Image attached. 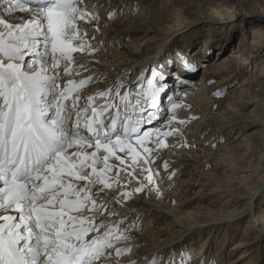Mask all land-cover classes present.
Wrapping results in <instances>:
<instances>
[{
	"label": "snow or ice",
	"instance_id": "snow-or-ice-1",
	"mask_svg": "<svg viewBox=\"0 0 264 264\" xmlns=\"http://www.w3.org/2000/svg\"><path fill=\"white\" fill-rule=\"evenodd\" d=\"M3 2L6 6L2 12L28 13L32 18L24 23L0 19V55L8 61L5 63L0 58V100L3 101L0 103V181H3L0 209L5 213L9 209L19 213V222L13 215L0 216L4 221L0 224V264H95L104 249L113 247V238L128 237L109 228L86 241L85 236L90 231L98 232L103 224L94 223V216L79 213L88 208L89 203V211L104 207L97 205L92 186L96 183L104 188L111 186L107 173L114 165L108 162L109 158L115 157L121 165L125 164L124 159L116 155L117 149L127 150L126 154L135 165L141 153L131 143L133 139L150 155L152 149L146 146V141L153 134L167 137L178 131L161 132L156 128L142 132L144 117L139 115L133 119L136 107L143 112L142 100L148 103L149 99L150 107L156 111L148 114L147 123L157 119L156 113L162 111L157 97L164 89L154 83L157 73L152 70L153 79H148L147 88L142 87L133 97L135 104L129 99L131 93L122 94V85L118 84L87 97L85 108L78 110L80 97L72 94L93 78L78 82L69 79L60 88L57 83L61 77L59 68L63 61V74L70 75L85 67L80 64L78 68H72L75 63L72 54L95 48L86 42H73L78 38L79 22L98 17L83 0ZM29 54L32 59L26 62L24 58ZM25 64L28 70H24ZM186 66L195 71L187 63ZM53 70L57 71L49 75ZM56 89H60L59 92ZM113 92L119 102L115 101ZM70 96L69 107L65 101ZM97 96L107 97L105 104L96 106ZM169 102L173 111L180 106L172 102L171 97ZM113 108L116 109L114 114ZM73 110H76V120L69 127ZM105 113L111 121L107 125L103 119ZM176 119L173 115L169 123ZM178 122L185 123L183 120ZM83 130L90 135L82 134ZM155 143L157 147L166 146L162 139ZM88 148L95 150L88 152ZM70 149L77 150L70 152ZM101 149L102 156L98 155ZM143 160L145 165L151 163L147 156ZM100 163L103 167L98 169ZM164 166L167 167V163ZM141 170L147 173L144 179L151 183L154 173L147 167ZM78 181L85 183L79 185ZM142 190L141 183L135 191ZM115 251L120 255L124 250L116 248Z\"/></svg>",
	"mask_w": 264,
	"mask_h": 264
},
{
	"label": "rangeland",
	"instance_id": "rangeland-1",
	"mask_svg": "<svg viewBox=\"0 0 264 264\" xmlns=\"http://www.w3.org/2000/svg\"><path fill=\"white\" fill-rule=\"evenodd\" d=\"M118 2L119 3H117V4L121 8L117 7L115 5L116 9L113 10L112 8H105L103 6L104 8L103 7L99 8V11H98L99 13H93L94 15H96L98 17L97 19H94V23L95 24L97 23L98 25H100L102 27H99V29H95L94 25L92 26V24H90L88 32L89 33H91V32L95 33V36L92 37L93 40L96 36L100 37L101 41L109 40L110 50L113 51V50L118 49V51L119 50L121 51L120 55H119L120 58L117 57L118 60L115 61V62H117L116 65H118L119 63L125 65L123 67H120V69H123V72L118 74L119 76L130 71V70H132V69H134L133 74H130V76H132L135 80L128 85V87L125 89L124 92L128 91L130 93H135L133 95V97H135V95L141 91L142 87L146 89L147 88V80L150 78V74L152 73L153 66L156 64L160 68L165 67V68H167L168 71L177 72L179 69V63H180V61H178V59H176V56H175V54H177L175 52V50L177 51V49H180V50L185 49L186 50V53H187L186 58H188V61H186V63L188 66L195 68V71H196V72L194 71V73H195L194 74V78H195L194 80L187 78V81H186L184 78L183 81L182 80L180 81L181 83L180 82L178 83V81H176V80L170 83L171 79L167 80L168 81L167 82L165 79L166 77L162 76L163 79H165V80H164V82H161V83L166 84V82H167V85L164 84V87H163L164 90L162 91V96L165 98L166 95H168L169 97L172 98V102L175 101L174 103L178 102L177 104H179V105L181 104V105L178 107V109L176 108L174 111L171 110V104L169 102V97H168L166 99L167 103L169 102L168 106H166L165 108H161L163 111L161 114L162 120H160L158 122L147 123L148 115L146 113V118H144V123H142V125H141L142 131H145L146 127L150 126V128H151V125H153V124L154 125L152 127L154 129L163 128V127L166 128V125L161 126L163 124V122L165 123V121L171 115H173L176 112H179V110L180 111L183 109H184L183 111L186 110L187 114L190 116L191 112H192L190 107L194 105V107L196 108L194 102L193 101L190 102L188 99H187L188 100L187 101L186 98L185 99L180 98L177 95L179 93L181 94L182 91H185L184 89L187 88V85L190 86V87H188L190 90L193 89L192 84H194V83L196 86H199L198 81L200 80V77H201L200 75L203 72V70L205 68V64L208 60L214 62V64H218L220 61H222L224 58H226L230 54L232 46L233 47L237 46L238 41L242 35L244 36V40L246 41V43L247 42L249 43L252 39V32H250L249 25H246V26L244 25L242 30L237 29V28H234V30H233L232 28H229V29L222 30L221 36L223 38L220 37L222 39V42L219 45L212 46V48L210 47V49H207V50H202L203 48L201 49V45L204 44L203 38H200V39L196 40L194 43H191L189 41L191 39V36H188L192 33L191 32L192 30L197 31V32L201 33L202 35L209 34V31H206V29H208V27L211 26V22L208 23L207 19H205V21H201V22L199 20V18L206 16V14H207L206 10L208 8H205L204 6H202V4L198 0H196V1L192 0V2H190V4L187 5L186 7L184 5V4H186L185 2H183V1L177 2L176 0H119ZM242 2H243L242 5H239V3H237L236 8L239 5L240 8L244 7V9H246L247 8V6H246L247 1L242 0ZM181 4L183 5V7ZM1 5H4L3 0H0V9H2V7H3ZM178 7L189 9V11L184 10L185 18H188L187 19L188 21L189 20L193 21V24L190 26L188 25V27H186L184 29L182 28L183 26H180L181 30L175 32V30L171 29V27L174 26V22L177 19L176 18L177 15L174 12H175V10L178 9ZM256 11L259 12V10H256ZM5 15L8 16L7 20H9V21L15 20V21L22 22V19L26 18L22 14L16 15L15 13H6ZM256 15L259 16V14H256ZM132 17H134V19H131V21H130V18H132ZM135 17H137V18L135 19ZM24 22H26V21H24ZM24 22H22V23H24ZM134 24H136V25H134ZM110 25L112 27L111 30H115V29H117V30H115L113 33H111L112 34L111 36H108L110 30L106 33L105 31H106L107 27H104V26H110ZM137 25L140 26V30H141V32H139L140 34H137V32H134V33L131 32L132 31L131 29ZM174 27L176 28V26H174ZM234 33H237V36H236V38H234V44L232 46H230L227 43V41H228L227 37H229L230 35H233ZM240 33H242V34H240ZM210 38H211L210 41L213 40V37H210ZM223 39H225V40H223ZM111 41L113 42V44H111L112 43ZM74 42H76V41H74ZM161 45H164V47L162 48ZM193 48H197V51H195V52L192 51ZM214 48H215L214 52L211 51ZM102 49L103 48L96 49V51H93L91 55L93 56V54H96L97 52L102 51ZM128 49H130L129 51L133 55L136 56L135 59L141 58L142 60L143 59H149L150 60V64L145 66L139 74H137L135 71H136V67L139 66V64H142L141 61H139V60L138 61L124 60V62H123L121 60V57H122L121 53H123L125 56H127ZM40 50L43 51L42 48ZM159 51H160V53L158 55ZM170 53H172V55H170ZM30 56H31L30 54L25 56L24 59L26 62H30V59H29ZM211 56L213 57L212 59L207 58V57L211 58ZM0 58L4 59L5 62H7V59L2 57V55H0ZM152 60H155L153 65L151 62ZM162 62H163V64H162ZM62 63H64V62H62ZM186 63L184 62L181 65L183 66V68L186 71L192 72L186 66ZM127 68H129V69H127ZM24 70H28L27 64H25ZM54 71H56V70H54ZM251 71H252V73L250 72V68H249V75L248 76L255 77V78H257V80H258V78L261 79L264 77V75L259 74L258 71L254 72V73H253V70H251ZM262 71H264V70H262ZM51 72L52 71H50L49 73H51ZM63 76L65 77L66 75H63ZM240 78H241V76H240ZM240 78L235 79L236 81L234 80V82H233L234 84H232V88L237 86V83H239ZM139 79H141V80H140L139 84L136 85L135 82L139 81ZM163 79H160V80H163ZM195 80H196V82H195ZM214 81H216V80H214ZM119 85H122V87L120 88V91H122L126 85V82H124L123 84H119ZM85 88H87V87H85ZM227 90H226V92L225 91L220 92L218 95H215L214 92L213 93H214V96L218 99V98H222L223 96H225L227 94ZM203 91L204 90H201L200 93L197 92L199 94V96H202V99H203V96H205ZM112 95L114 97L115 93ZM207 96H208V94H207ZM133 97H132V99H133ZM251 97L252 96H249L248 93H243L244 100L249 98V99H247V101L250 100V101H252V103L246 109H239L238 110L239 112L237 111L236 113H239L240 115L233 116L234 120H231L228 123H235L236 126L238 128H240V126H244L245 122L256 123V122L261 121L258 113L262 112V106L264 104L257 102L258 98L256 99V98H253V97L251 98ZM98 98L104 99L106 97H98ZM2 102L3 101L0 100V103H2ZM131 102H132V104H135V99H133ZM184 102H185V104H184ZM190 103H191V105H190ZM203 103H204V105L206 104L204 101H202L199 103V104H201L200 106L203 107ZM142 104H146V108L144 110H148L147 108L150 107V99H149L148 103H145L142 100ZM186 104H187V106L190 105V106H188V108H190L189 109L190 111L188 109H185ZM79 105H81V107L83 108L87 104H80L79 103ZM182 105L184 106V108ZM96 106H98V104H96ZM187 106H186V108H187ZM197 109H199V106H197ZM113 111H116V109L112 110V113H113ZM129 111H131V109H129ZM139 111H140V109L136 111V114L133 116V119L137 118V116H139V115H142V112L141 111L139 112ZM142 116L144 117V115H142ZM192 118L193 117H190V119H192ZM106 121H107L105 123L106 125L111 122L109 120L108 114H106ZM223 121H228V120L223 119ZM224 123L226 124V122H224ZM210 124L211 125H209V128L208 129L205 128V130L202 132L203 137H202L200 143H203V142L204 143L199 145L198 143L194 142V145L196 144V151H200L202 154L209 153L208 157L211 156V152L212 153L214 151L218 152V149L220 151V149L224 146V144L226 143L227 140L230 142V144H229L230 147L234 146L233 152L235 153V156H237V155L242 156L244 154V152L246 151L247 144L250 143L251 141H252V146H251L249 152L254 151L253 149L256 150L259 143H263L262 139L250 136V134H253L254 132L258 131V129L261 127L257 124H255V125L253 124L252 126H249L247 128V132H248V133H246L247 136L245 135L241 139L238 138V136H237L238 133H236L235 131H233V132L230 131L231 129L221 130V131H213V129L215 128L214 127V121ZM118 127H119V124H118ZM170 130L172 131V129H170ZM211 131H212L211 137H208V135L210 134ZM181 134H182V132L180 130H178L176 133L173 132L172 135L167 136L165 138L166 140H168V142H169V139H174V140H176V144H179V147H177V148L174 145H171V147H168L170 152L174 153L173 156H171V157H178V158L183 159V157L185 156V154L181 152L182 150H178V149L184 148L185 139L181 136ZM261 135L264 137V134H261ZM255 136L256 137L260 136V133H258ZM152 138L153 137L151 136L149 139H152ZM236 138L239 140L236 142H231V141L235 140ZM245 138H246L247 142L243 141ZM203 139H205V140H203ZM148 141H146V143ZM131 143L136 148V150L138 152H140L142 155L141 158L137 160L138 163L136 164L137 166H135L134 169H132L133 167L131 166L132 161L127 160L125 152H120L117 150H116V152L118 154H121L122 156H125L124 161H127V163L129 162V166L127 168L128 169L131 168L130 169L131 173H134L135 177L142 180L140 182L144 185L143 190L139 191V192H134L135 185L138 184V186H137V188H138V187H141V185H140L141 183L139 181L137 183L133 182V176H128L127 178L126 177L121 178V180L125 181L124 182L125 184H122L123 186L121 185V187L119 186L121 181L118 184H116V182H114V183L110 182L112 187L110 186L108 188H103V185L101 184V188L103 189V191L105 190L104 193L106 194V197L111 195L113 192H116V193H118V195L116 197L118 199L122 198L123 203H124L123 205L126 204L124 207L130 206V204L132 203L133 200L136 201L134 203V205L136 206V209L128 207L129 208L128 210L144 211L145 210V206H144L145 200H143V199H147V198L149 199L148 195H152L153 199L155 201H157V203H160L164 207H168L165 209L166 213L169 214V216L176 221H178V219L176 218V216H174L175 213L173 214L171 211V208L173 207L172 205H175L177 203V200H180V203H181V201H184V200H190L191 202H193V205L184 207V210H190L191 212H195V213H194V215L186 216V215H183V213L181 214V212L180 213L178 212L179 217L183 216V219H185V222L181 223L182 226L186 225L184 227L189 228V231H186V232H183V230H179V228H175L174 225H172L173 227L169 226L170 228H168L167 230H163V232L159 233L163 229L161 226L163 224H167L168 221H170L167 217L163 218V217L159 216L160 221L156 220L157 226L153 227L152 223L150 224V226L149 225L147 226L146 222L141 221V219L139 221H137V219H133L134 217L130 214L128 216H123V215L118 216V220H121L124 223L123 228L117 227L115 229V228H112V226H108V227H110V229L114 233L122 234L124 236H126L128 234V236L129 235L131 236V233H133V232H141L142 231L143 233L141 232V235H143V234L146 235L145 231H147V230L154 231V232H151V234H147L146 237L148 236V238H150V239L155 238L154 241H156L155 242L156 248L160 246V248H162V249L165 248V246H166L165 244L172 241L171 245H170V249L168 250V252L165 251L163 254L159 255L157 258H154L153 264H164L163 262H165V260H166L165 256L167 254H168V256L170 255L171 258L168 257V258H170V260H168V258H167V261L165 262V264H206L207 262H209V260L213 264H218L219 261H221L223 259V256H225V255H227L226 256L227 261H225V263L229 264L231 261L238 259L239 257H241L244 254L246 256H243L240 259V262L238 264H261V262H262V264H264V220H262L261 222H259L257 220L255 222L256 224H253V226H251V225L249 226L250 221L255 220L256 217L258 216L257 212H260V211L264 212V198H263V200L261 199V197H264V168L261 170H259V169L256 170L257 167L254 166V167H252L251 171H248L245 174L246 175L245 179H248V181L245 182L244 185L246 186V184H250L249 187H252L253 190L257 191L256 197L258 195L262 194L260 196V199H258L256 201V199H255L256 197H253L254 194L247 193V190H245V189H238L239 187L237 188V186L240 182L238 181V177H236V175H237L236 173H235V175L232 174V176H231V177H233V178H231V181L233 184V186H232L230 183H227L228 185L225 183L226 180H228L227 176L230 175V171L226 172L227 175L225 176V169H223L224 167H222L220 169L218 167V169H217L212 165H210V167H207V165H206L205 170H203V172H199V169H200L199 162L200 163L203 162V161H201V159L203 157L201 158L199 155H196V154L194 155V153H193L194 150L192 147H189L187 151H190L189 155H191V156L193 155L194 157H190V156L185 157V159L190 160L188 163L191 162L190 164H192V165H189L187 167V171L188 172L191 171V172H190V174L186 173V172H183L185 174H183V173L180 174L179 171H177L178 173L176 171L175 172L173 171L174 173L173 172L169 173L171 171V168L169 165L170 164L169 159H165L166 156L168 157V153L166 152V149H164L163 151L162 150H155L154 152H152L153 155L155 154L154 156L153 155L148 156V159L150 161L152 160L150 165L152 167L154 166V168H150L149 164L145 165L142 162V161H144L143 157L147 156V153L142 154V148L136 142L134 143V139L131 141ZM170 143L173 144V142H170ZM241 145H243V146H241ZM101 151L98 154L102 153ZM156 151H157V153H159L160 151L162 152V153L160 152V156L162 155V158H160V157L155 158V156H157V154L155 153ZM195 153L199 154L198 152H195ZM171 157H169V158H171ZM196 157H198L199 159L197 161H193V159H195ZM230 158L231 157H229L228 160ZM239 158L240 157H235V159H237V160ZM257 158L258 157L256 154V159ZM165 162L167 163V167L164 166ZM160 164H162L163 166ZM224 166H226V165H224ZM143 167L150 168V170L154 173L155 176L153 175V181L151 183H149L147 180L144 179V177H145V175H147V173L143 172L141 170ZM227 167H228V169H231L229 165ZM262 167H264V162H263ZM192 168H193V170H192ZM133 170H135V171H133ZM161 172H162L163 176H162ZM109 173L111 174L112 171H110ZM203 173L205 175H203ZM128 174H130V172ZM120 176H121V173H120L119 177ZM179 176H180V178H179ZM205 176H207V177H205ZM241 176H242V174H241ZM124 178H126L127 180ZM194 178H196L195 180L197 182L194 180ZM171 179L173 181H171ZM201 179H204L207 182L201 181ZM168 182H170V183L173 182L174 184H172V186L167 187V186H165V184L167 185ZM194 183H198V184L194 185ZM115 184H116V186H115ZM157 184H160L159 189L155 188L156 187L155 185H157ZM190 184H193V188H192V186L190 187L191 189L188 188V186ZM2 185L3 184H1L0 187H3ZM148 185L151 186L150 189L146 188ZM227 189H228V191H227ZM124 190H126V191H124ZM155 190H157V191H155ZM120 191H121V193H120ZM222 191H226V192H224L226 194L227 193L230 194V192H232V195H234V194L238 195L237 194L238 191H239L238 193H241L238 196H240L244 202L242 204H240L238 207H236L235 211L236 210L240 211V210L244 209L246 207V203L249 202V199H251V198L253 199L252 200L253 204L251 205L252 207L249 209L248 212H245L243 214L240 213V215L237 216V217H241V220H240L241 222H238L237 224H233L234 226H232V224H229L230 223L229 220H223L226 217L228 218V216L232 215V213L228 214V215H226V213L229 210H233L235 207H233V206L232 207H225L224 203L227 201V199L221 200L219 198L220 193ZM124 193H129L130 195L124 196ZM178 193L180 196L177 199L176 195ZM94 198L96 199V197H94ZM191 198H193V199H191ZM96 200H98V199H96ZM102 203L103 202H101L99 204L102 205ZM88 208H89V205H88ZM10 210L11 209H9L7 214L10 212ZM116 210H117V208H112L111 205L110 206L104 205V208H102L101 213L103 212L102 215H106V211H108L112 214V212L116 213L117 212ZM81 213L83 215H88V214H91L94 212L83 209L81 211ZM7 214L4 212L3 209H0V216L7 215ZM252 215H253V218L249 219ZM0 221H2V220H0ZM18 221H19V218H18ZM186 221H188V222H186ZM94 223H95V221H94ZM123 223H121V224H123ZM179 224H180V222H179ZM125 225H127V226H125ZM108 227H106V228H108ZM234 227L238 228L239 234L236 235L235 237L231 238L230 237V235H231L230 230L234 229ZM160 228H161V230H160ZM101 231H102V228H99V230H98L99 233L97 231H95V232L91 231V232H89V235H86V236H87V238L93 237V236H95L94 234H96V232L98 234H100ZM155 232L158 233V235H154ZM246 233H248V236L251 235L252 233H253L252 234L253 237H254V235L259 236V238L256 240V243L253 245L254 247L251 248L250 246H240L237 248V246H234L233 243L236 242L237 240H239L240 238L244 237V234H246ZM161 235H164V237ZM217 240H219V242L221 240L224 241L222 243V247L220 246V244L218 242H216ZM133 241L135 242V239L134 240L130 239V240H128V243H131ZM152 242H153V240H150V243H152ZM125 243H126L125 241L121 243L118 240H116L115 238H113V247L112 248H116L119 245H123ZM172 244H175V245H172ZM203 244H206V246L209 247L208 252H210V257H209V254L207 253V254H205V256L203 258H201L200 261H195V257L200 250V246ZM131 246L128 249H125L124 253L122 252L120 254L121 258H119V255L117 258H119L120 260H123V259H127V257L131 256L132 253H133V255H137L136 257H138V256H142L143 254H147V252H148V251L145 252L146 249L145 250L141 249V250H139L140 252L137 251V249L135 247V243L132 244ZM106 250L104 251L102 258L101 257L99 258L100 261L101 260L103 261V259H104V262L105 261H111L112 258L107 257V256H109L108 255L109 249L107 251ZM222 250L225 251V252H223L224 254L220 253ZM217 253L220 254V257H221L220 260H216V258L218 257ZM105 256L107 258H104ZM132 260H133L132 262L135 261V259H132ZM152 262H153V259H152ZM134 263L140 264V262H134ZM149 263H151V261ZM103 264H105V263H103Z\"/></svg>",
	"mask_w": 264,
	"mask_h": 264
},
{
	"label": "bare ground",
	"instance_id": "bare-ground-1",
	"mask_svg": "<svg viewBox=\"0 0 264 264\" xmlns=\"http://www.w3.org/2000/svg\"><path fill=\"white\" fill-rule=\"evenodd\" d=\"M118 1L119 0H83V3L92 13H99L98 12L99 8L103 7V6L105 8H112L113 10L116 9L115 5L117 7H120L117 4V3H119ZM176 1L177 2H179V1L185 2L186 3V4H184L185 7L187 5H189L190 2H192V0H176ZM198 1L202 4V6H204L205 8H208L206 10V12H207L206 16L201 17L202 19L199 18L200 22L205 21V19H207L208 23L211 22V26H209L208 29H206V31H209V34H207V35L206 34L202 35L201 33L192 30L191 31L192 33L190 35H188V36H191V39L189 40L191 43H194L196 40L203 38L204 44L201 45V49L202 48H203L202 50L210 49V47L212 48V46L219 45L222 42V39H221V38H223L221 36L222 30L229 29V28H232L233 30H234V28L242 30L244 25L245 26L249 25L250 32H252V39L249 43L248 42L246 43V41L244 40V36L242 35L238 41L237 46L233 47L232 45L234 44V38H236L237 33H234L233 35H230L229 37H227L228 45L232 46L230 54L226 58H224L222 61H220L218 64H214V62L208 60L205 64V68H204L203 72L200 75L201 77H200V80L198 81L199 86H196L194 83V84H192L193 89L190 90L188 88L190 86L187 85V88L184 89L185 91H182L181 94L179 93L177 95L180 98H184V99L186 98V100L188 99L190 102L193 101L196 108L192 104L193 106L190 107L191 111H192L190 116L187 114L186 110L185 111H183L184 109L181 111L179 110V112H176L173 114L177 118L176 121L172 122L171 124L169 123L170 118L173 116V115H171L165 121V123L163 122V124L161 125V126L166 125V128L163 127V128H159V129L161 132L171 131L170 129H177V130H180L182 132L181 136L185 139L184 148L178 149V150H182L181 152L185 154L183 159L178 158V157H171V156H173L174 153H171L168 147H171V145H174L176 148L179 147V144H176V140H174V139H169V142H168V140L165 139L166 137H163V136L157 137L155 134H153L152 135L153 138L149 139V141L146 143V146L149 147L150 149H152V152H154L155 150H162L163 151L164 149H166V152L168 153V157L166 156L165 159H169V163H170L169 165L171 168V171L170 172L168 171V172L171 173L173 171L174 172L179 171L180 174L183 172L190 174V172H191V171H189V172L187 171V167L189 165H192V164H190L191 162L188 163L190 160L185 159V157H187V156L194 157L193 155L192 156L189 155L190 151H187L189 147H192L194 150V152H193L194 155L196 154V155H199L201 158L203 157L201 159V161H203V162H201V163L199 162V167H200L199 172H203V170H205L206 165H207V167H210V165H212L217 169H218V167H219V169L224 167L223 169H225V176L227 175L226 172L230 171V175L227 176L228 180H226V182H225L226 184L230 183L233 186L232 181H231V178H233V177H231V176H232V174L235 175V173H236L237 174L236 177H238V181L240 182L238 184L237 188L239 187L238 189H245V190H247V193L254 194L253 197H256L257 191L253 190L252 187H249L250 184H246V186H245L244 183L248 181V179H245V176H246L245 174H246V172L251 171L252 167L256 166L257 167L256 170H258V169L261 170L264 168V167H262L263 162H264V137L261 135V134H264V105L262 106V112L258 113L260 116L259 118L261 120L259 122H256V123L245 122L244 126H240V128H238L235 123H228V122L231 120H234L233 116L240 115L239 113H236L239 109H246L252 103V101H250V100L247 101V99H249V98L244 100L243 93H248L249 96H252L253 98H256V99L258 98L257 102L264 104V77L261 79L258 78V80H257V78H255V77L248 76L249 75V68H250L251 73H252L251 70H253V73L258 71L259 74L264 75V71H262V70H264V0H245V1H247V3L245 2L246 6H247L246 9H244V7L240 8V6H239V5H242V3H243L242 0H198ZM237 3H239V5L236 8ZM1 6H3L2 7V9H3L6 5L4 4ZM182 7H183V5H182ZM182 7H178V9L175 10V12H174L177 15L176 16L177 19L174 22V26H176V28L173 26V27H171V29H174L175 32L181 30L180 26H183L182 28L184 29V28L188 27V25L190 26L193 24V21H190V20L188 21L187 20L188 18H185L184 10L189 11V9H185ZM2 9H0V19H6L7 20L8 16L5 15L6 13L2 12ZM256 10H259V12ZM15 14L16 15L22 14L24 17H26V18L22 19V22L27 21L28 19L32 18L30 16V14H28V13L17 12ZM256 14H259V16H257ZM136 18L137 17H135V19ZM131 19H134V17L130 18V21H131ZM9 22H11V23H17V22L22 23L20 21H15V20L9 21ZM90 24H92V26L94 25L95 29H99V27H102V26L98 25L97 23L95 24L94 20L80 21L79 25H78V38H77L76 42H74V44L80 43V42H86V43L94 46L95 50L89 49V50L84 51V52H79V51L74 52L72 55L75 59V63H73L71 65V67L72 68H78V66L80 64H84L85 67L79 68L78 71L72 72L70 75H66L65 77L63 76L64 75L63 74L64 63H62L63 62L62 61L60 68H59V71L61 73V77L57 81V83L60 85V88H63L64 85H66L67 80H69V79H72V80H75L78 82L79 80L87 78V77L93 78L88 84H86L82 88H80L78 90V92L72 94V96L79 95V97H80V99L77 102V109L78 110L82 109L81 105H79V103L80 104H87V97L93 96L100 91H106L110 88H113L115 85L123 84L124 82H126L124 89L121 91V93L123 94L125 89L128 87V85L135 80L132 76H130V74H133L134 69H132V70L120 75V76L118 75V74L123 72V69H120V67L125 66L124 64H121V63L116 65L117 62H115L116 60H118L117 57H119L121 51L120 50L118 51V49L113 50V51L110 50L109 40L101 41L100 37H98V36H96L93 40L92 37L95 36V33H92V32L89 33L88 32ZM134 25H136V24H134ZM104 27H107L106 31H105L106 33L110 30L108 36H111L112 35L111 33H113L115 30H117V29L111 30L112 29L111 25L110 26H104ZM131 30H132L131 31L132 33L137 32V34H140L139 32H141L139 25L135 26ZM85 33H86V35H85ZM240 34H242V33H240ZM210 37H213V40L210 41V39H211ZM223 40H225V39H223ZM111 44H113V42ZM161 47L163 48L164 45H161ZM98 48H103V49H102V51H99L96 54H93V56H92L91 55L92 52L96 51V49H98ZM197 48H193L192 51H194V52L197 51ZM129 50L130 49H128V51H127V56H125L123 53H121L122 54L121 60L123 62H124V60H128V61L129 60H131V61H138L139 60V61H141L142 64H139V66L136 67V71H135L137 74H139L145 66L150 64V60L149 59H143L142 60L141 58L135 59L136 56L133 55ZM214 50H215V48L211 51L214 52ZM175 52L177 53V54H175L176 59H178V61H180L179 69L177 72L168 71L167 68H165V67L160 68L157 64L153 66V70H155L157 73V77L154 79V83L157 85V87H161V86L164 87L165 83H161V82H164L165 79H166V81L171 79L170 83L175 81V80L178 81V83H179L181 80L183 81L184 78L186 81H187V78L192 79V80L195 79L194 78V74H195L194 71H192V72L186 71L183 68V66L181 65L182 63L188 61V58H186V55H187L186 50L185 49L184 50L177 49V51L175 50ZM159 53H160V51L158 52V55H159ZM170 55H172V53H170ZM207 58L212 59L213 57L211 56V58L210 57H207ZM29 59L31 61L32 56H30ZM154 61L155 60L151 61L152 65L154 64ZM7 62H5V63H7ZM162 64H163V62H162ZM127 69H129V68H127ZM54 72L55 71L53 70L51 73H49V75L54 74ZM160 76H164L166 78L163 80H160ZM240 76H241V78H240ZM237 78H240L239 83H237L236 87L232 88V84H234L233 82ZM149 79H153L152 73L150 74ZM140 80L141 79H139V81L135 82L136 85L139 84ZM214 80H216V81H214ZM167 82L165 85H167ZM195 82H196V80H195ZM85 87H87V88H85ZM200 89L204 90L203 93L205 96H203V99H202V96H199V94L197 93V92L200 93V91H201ZM56 90H57V92H59L60 89H56ZM226 90H227V94L225 96H223L222 98L217 99L214 96V93H215V95H218L220 92H224V91L226 92ZM112 94H114V92ZM134 94L135 93H131V96L133 97ZM207 94H208V96H207ZM72 96H70L69 99L67 101H65V104L68 105L69 107L71 106ZM131 96L129 97V99L132 101L133 99ZM98 97L99 96H97L95 99V105L98 104V106H100V105L105 104L107 97L104 99H99ZM114 97H115V95H114ZM168 97L169 96L166 95V97L164 98L162 96V92L159 93L157 99H158V106L160 109L168 106L169 102L167 103V101H166V99ZM115 100H116V102H119L118 97H115ZM202 101H204L206 103L205 105L203 103V107L200 106L201 104H199ZM176 103H178V102H176ZM184 104H185V102H184ZM190 105H191V103H190ZM190 105H188V106H190ZM186 106H187V104H186ZM186 106H185V109L189 110L190 108H188V106L186 108ZM197 106H199V109H197ZM145 108H146V104H143V109H145ZM183 108H184V106H183ZM114 109H111V111ZM139 109H140V107L137 106L136 111ZM147 109L148 110H144L142 112V115H144V118H146V113L148 115L150 112L156 111L152 107H149ZM75 111L76 110H73L72 113L75 114ZM162 112L163 111L157 112L156 113L157 119L152 120V122H158V121L162 120L161 119L162 118V115H161ZM114 113H115V111H113V114ZM51 114L52 113L50 112L49 115H51ZM190 117H193V118L190 119ZM223 119L228 120V121H223ZM81 120H83V118ZM180 120L185 121V123L180 124L178 122ZM213 121H214V127H215L213 129V131H221V130L231 129L230 131H232V132L235 131L236 133H238L237 136L239 139L243 138L245 135L247 136L246 133H248L247 128L249 126H252L253 124L254 125L257 124L261 127L258 129V131L254 132L253 134H250V136L262 139L263 143H259L256 150L253 149L254 151L249 152V150L252 146V141H251L250 143L247 144L246 151L244 152V154L242 156L241 155L235 156V153L233 152L234 146L230 147L229 146L230 142L226 139L227 141L224 144V146L220 149V151L218 149V152H215V151L213 153L211 152V156L208 157L209 153L202 154L200 151H196V144L194 145V142L198 143L199 145L204 143V142L200 143L201 139L203 137L202 132L205 130V128L208 129L209 125H211L210 123H212ZM224 122H226V124ZM153 125H151V128H150V126L146 127L145 131H153L154 130V128L152 127ZM176 132L177 131H175L174 133H176ZM258 133H260V136L256 137L255 135H257ZM211 134H212V131L210 132L208 137H211ZM86 135H90V133H86ZM157 139L164 140L166 146L157 147L156 143H155V141ZM205 139H203V140H205ZM239 139L236 138L235 140H233L231 142H236ZM243 141L247 142L246 138ZM135 142L136 141L134 139V143ZM170 142H173V144ZM241 146H243V145H241ZM73 150H77V149H70L69 151L71 152ZM94 150L95 149H93V148L86 149V151H88V152H92ZM101 150L100 151L102 153H100L98 155L102 156L104 154V152H103V149H101ZM117 151H120V150L117 149ZM124 152L127 153V150H125ZM152 152L150 155H153ZM160 152L159 153H157V151L155 152L157 154V156H155V158H157V157L162 158V155L160 156ZM195 152H198L199 154H197ZM143 153H145V152L143 151V148H142V154ZM256 154L258 157L257 159H256ZM116 155L125 159V156H122L121 154H118L117 152H116ZM150 155H148V153H147V157ZM169 157H171V158H169ZM198 157L193 159V161H197L199 159ZM229 157H231V158L228 160ZM235 157H240V158L237 160V159H235ZM126 158L129 161L131 160V157L128 156L127 154H126ZM108 162L110 164L114 165V167L111 170L112 173L111 174L109 172L107 173V176L110 178V182H113V183L116 182V184H118L121 181V183L119 184V186L121 187L122 184H125L124 183L125 181L121 180V178H123V177L127 178L128 176H133V182H135V183H137L138 181L139 182L142 181L141 179L135 177L134 173H131V170H130L131 168L130 169L127 168L129 166V162L127 163V161H125V164L121 165L120 161L115 159V157H110ZM142 162L144 163V161H142ZM137 163H138V161L136 162V164ZM136 164L135 165L131 164V166L133 167L132 169H134V167L137 166ZM160 165H162V164H160ZM224 165H226V166H224ZM228 165L230 166L231 169H228V167H227ZM102 167H103L102 163L97 164L98 169H100ZM149 167L154 168V166L152 167L150 164H149ZM125 168L127 169V171H121V169H125ZM192 170H193V168H192ZM88 171H91V169H88ZM129 172L131 175L128 174ZM117 173H119V175L121 173V176L119 177L118 181H117V177H116ZM161 174H162V172H161ZM183 174H185V173H183ZM241 174H242V176H241ZM203 175H205V174L203 173ZM162 176H163V174H162ZM205 177H207V176H205ZM126 178H124V179H126ZM179 178H180V176H179ZM195 179L196 178H194V180ZM171 181H173V180L171 179ZM201 181H206V180L201 179ZM76 183H78L79 185H83L85 182L84 181H78ZM1 184H3V181H0V185ZM116 184H115V186H116ZM172 184H174V183L168 182L167 185L165 184V186H167V187L172 186ZM195 184H198V183H194V185ZM137 186H138V184H136L135 187L134 186L133 187L136 189ZM155 186H156L155 188H157V189L160 188V184H157ZM191 186L193 188V184H190L188 186V188H190ZM150 187L151 186L148 185L146 188L150 189ZM103 188H104V186H103ZM92 189H93L92 194L94 195V197H96V199H98V200H96V203L98 206L100 205L99 203L103 202L102 205H105V206L111 205L112 208H117L116 213H113L111 211L112 212V214H111L110 212L106 211V215H102L103 212L101 213V210L104 207L100 208L99 211H94V213H91L88 215H83L82 213H79L80 215H83L86 217L87 216H94L95 217L94 221L96 224L102 223L103 227H101L102 231L100 234H103V232L105 230L109 229L110 227H108V226H112V228H115V229L117 227L123 228L124 223L121 220H118V216H121V215L128 216L130 214L134 217L133 219H137V221H139L141 219V221L146 222L147 226L148 225L150 226V224L152 223L153 227L157 226L156 220L160 221V219H159L160 217H163V218L167 217L170 221H168L167 224H163L161 226L163 229L161 230V228H160L161 231L159 233L163 232V230H167L168 228H170L169 226H172V225H174L175 228H179V230H183V232H186V231H189V228L184 227L186 225L182 226L181 223L185 222V219H183V216L179 217L178 212L179 213L181 212V214L183 213V215H186V216L194 215V213H195V212H191L190 210H184V207L193 205V202H191L190 200H184V201H181V203H180V200H177L178 197L180 196L179 193L176 195V197H177V199H176L177 203L176 204L177 205L176 204L172 205L173 207L171 208L172 213L173 214L175 213L174 216H176V218L178 219V221H176V220L172 219L169 216V214L166 213L165 209L168 207H164L160 203H157V201H155L153 199L152 195H148L149 199L148 198L143 199V200H145V203H144L145 210L144 211H138V210L133 211V210H128V209L129 208H135L136 209V206L134 205V203L136 202L135 200H133L132 203L130 202L131 203L130 206L127 205L129 208L124 207L126 204L123 205L124 204L123 199L122 198L118 199L116 197L118 195V193L113 192L111 195L106 197V194L104 193L105 190L103 192L100 191V189H102V188H101V184H99V183L94 184L92 186ZM124 191H126V190H124ZM155 191H157V190H155ZM227 191H228V189H227ZM134 192H137V191L134 190ZM224 192H226V191H222L221 193L219 192L220 193L219 198L221 200L227 199V201L224 203L225 207H232L233 206L235 208L233 210H229V211L227 210L228 212L226 213V215L231 214V213H232V215L228 216V218L226 217L223 220H229V222H230L229 224H232V226H234L233 224H237L238 222H241L240 221L241 217H237V216H239L240 213L243 214L245 212H248L249 209L252 207L251 205L253 204V202H252L253 199L252 198L249 199V202L246 203V207L244 209H242L240 211H237V210L235 211L236 207H238L240 204H242L244 202L242 200V198L240 196H238L241 193H238L239 192L238 191L237 192L238 195H235V194L232 195V192H230V194L229 193L226 194ZM120 193H121V191H120ZM261 195H258L255 198L256 201L258 199H260ZM263 198L264 197H261L262 200H263ZM191 199H193V198H191ZM89 208H91L90 203H89ZM89 208H86V210H88ZM73 214H76V213H73ZM257 214H258V216L256 217L255 220L250 221L249 226L250 225L253 226V224H256L255 222L257 220L259 222L264 220V212L263 211L257 212ZM7 215L15 216L17 218L16 222H19L18 221L19 213L15 212L14 209H11ZM252 218H253V215L249 219H252ZM179 222H180V224H179ZM186 222H188V221H186ZM2 223H4L3 220L0 221V224H2ZM121 223H123V224H121ZM125 226H127V225H125ZM106 227H108V228H106ZM141 232H133V233H131V236L129 235L130 237L127 234L126 236L128 238L124 239V240L119 239L118 240L119 242L122 243L125 241L126 243L123 245H119L116 248H120V249L125 250V249H128L132 244L135 243V247H136L137 251H139L141 249H143V250L146 249L145 252L148 251L147 254H143L142 256L136 257L137 255H133V253H132L133 256L131 255V256L127 257V259L120 260L119 259V258H121L120 255H119V258H117L118 255L116 254V251H115L116 248H106L107 250L109 249L108 250L109 256H107V257H111L112 258L111 261H105L104 262V259H103V261L97 260L95 262V264H103V263H105V264H135L134 262H140V264H153L154 258H157L159 255L163 254L165 251L168 252V250L170 249V245H171L172 241L165 244L166 246L163 249L160 248V246L156 248V246H155L156 241H154L155 238L150 239V238H148V236L146 237L147 234H151V232H154V231L147 230V231H145L146 235H144V234L141 235ZM156 232L154 233V235H158V233H156ZM98 233L96 232V234H94V235H97ZM230 233H231V235H230L231 238L235 237L236 235L239 234L238 228L234 227V229L230 230ZM252 234L249 236H248V233L244 234V237H242L239 240H237L236 242H234L233 245L237 246V248L240 246H250L251 248H253L254 247L253 245L256 243V240L259 238V236L254 235V237H253ZM87 235H89V233ZM161 236L164 237V235H161ZM90 239H91L90 237L89 238H87V236L85 237L86 241L90 240ZM130 239H133V240L135 239V242L133 241L131 243H128V240H130ZM150 240H153V242L150 243ZM216 242H218L220 244V246L222 247V243L224 241L221 240L219 242V240H217ZM172 245H175V244H172ZM208 248L209 247L206 246V244L201 245L200 250L195 257V261H200L201 258H203L205 256V254H207V253L209 254V257H210V252H208ZM106 249H104V251ZM122 252L124 253V251H122ZM223 252H225V251L222 250L220 253L224 254ZM217 255H218V257L216 258V260H220L221 259L220 254L217 253ZM226 256L227 255L223 256V259L221 261H219L218 264H226L225 263V261H227ZM243 256H246V255L245 254L242 255L238 259L231 261L229 264H238L240 262V259ZM107 257L105 256L104 258H107ZM168 257H170V255L168 256V254H167L165 256V258H166L165 262L167 261ZM101 258H102V256H101ZM170 258H168V260H170ZM132 259H135V261L132 262L133 261ZM152 259H153V262H152ZM150 261H151V263H149ZM165 262H163V263L165 264ZM206 264H213V263L210 262V260H209V262H207ZM261 264H262V262H261Z\"/></svg>",
	"mask_w": 264,
	"mask_h": 264
}]
</instances>
